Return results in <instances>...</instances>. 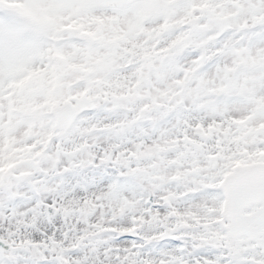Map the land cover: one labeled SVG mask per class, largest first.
<instances>
[{
    "label": "snow or ice",
    "instance_id": "1",
    "mask_svg": "<svg viewBox=\"0 0 264 264\" xmlns=\"http://www.w3.org/2000/svg\"><path fill=\"white\" fill-rule=\"evenodd\" d=\"M0 264H264V0H0Z\"/></svg>",
    "mask_w": 264,
    "mask_h": 264
}]
</instances>
